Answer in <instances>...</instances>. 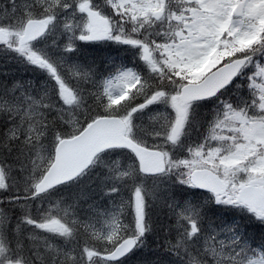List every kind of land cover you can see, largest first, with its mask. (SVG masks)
I'll return each instance as SVG.
<instances>
[{
	"label": "snow or ice",
	"instance_id": "6c2138e0",
	"mask_svg": "<svg viewBox=\"0 0 264 264\" xmlns=\"http://www.w3.org/2000/svg\"><path fill=\"white\" fill-rule=\"evenodd\" d=\"M0 264H264V0H0Z\"/></svg>",
	"mask_w": 264,
	"mask_h": 264
},
{
	"label": "trees",
	"instance_id": "16d2710c",
	"mask_svg": "<svg viewBox=\"0 0 264 264\" xmlns=\"http://www.w3.org/2000/svg\"><path fill=\"white\" fill-rule=\"evenodd\" d=\"M251 231H252L253 233H255L256 230H255V229H252Z\"/></svg>",
	"mask_w": 264,
	"mask_h": 264
}]
</instances>
